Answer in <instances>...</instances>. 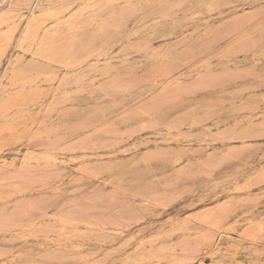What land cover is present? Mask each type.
<instances>
[{"label":"rangeland","instance_id":"rangeland-1","mask_svg":"<svg viewBox=\"0 0 264 264\" xmlns=\"http://www.w3.org/2000/svg\"><path fill=\"white\" fill-rule=\"evenodd\" d=\"M0 264H264V0H0Z\"/></svg>","mask_w":264,"mask_h":264},{"label":"bare ground","instance_id":"bare-ground-1","mask_svg":"<svg viewBox=\"0 0 264 264\" xmlns=\"http://www.w3.org/2000/svg\"><path fill=\"white\" fill-rule=\"evenodd\" d=\"M26 1V0H25ZM194 1V0H193ZM249 1V0H248ZM39 2V1H38ZM71 2V1H70ZM125 2H127V1H125ZM12 3V2H11ZM47 3V2H46ZM49 3V2H48ZM186 3V2H185ZM261 3V2H260ZM9 4H10V2H9ZM126 4V3H125ZM132 4V3H131ZM146 4V3H145ZM263 4V3H262ZM261 5V4H260ZM31 6V5H30ZM62 6V5H61ZM183 6V5H182ZM216 6V5H215ZM45 7V6H44ZM147 7V6H146ZM213 7V6H212ZM259 7V6H258ZM18 8H20V7H18ZM256 8V7H255ZM24 9V8H23ZM261 9V8H260ZM15 10H16V8H15ZM29 10V9H28ZM219 10V9H218ZM21 11V10H20ZM169 11H171V10H169ZM261 11V10H260ZM197 12V11H196ZM244 12V11H243ZM194 13V12H193ZM41 14V13H40ZM174 14V13H173ZM48 16V15H47ZM187 16V15H186ZM234 16V15H233ZM140 17V16H139ZM138 17V18H139ZM218 18V17H217ZM18 20V19H17ZM214 20V19H213ZM133 21V20H132ZM135 21V20H134ZM36 22V21H35ZM169 22V21H168ZM220 22V21H219ZM193 23V22H192ZM214 24V23H213ZM194 26V25H193ZM199 26V25H198ZM101 28H103V27H101ZM148 28V27H147ZM27 29V28H26ZM106 29V28H105ZM28 34V33H27ZM152 34V33H151ZM157 34V33H156ZM146 37V36H145ZM148 37V36H147ZM18 39V38H17ZM21 40V39H20ZM135 40H137V39H135ZM70 41V40H69ZM68 41V42H69ZM16 43H17V41H16ZM72 44H73V42H72ZM261 46V45H260ZM36 47V46H35ZM262 48V47H261ZM91 51V50H90ZM44 54V53H43ZM142 54V53H141ZM56 56V55H55ZM34 57V56H33ZM36 57V56H35ZM38 59V58H37ZM61 59V58H60ZM39 60V59H38ZM41 60V59H40ZM44 61V60H43ZM47 61V60H46ZM50 62V61H49ZM249 63V62H248ZM48 64V63H47ZM52 64V63H51ZM50 65V64H49ZM52 66V65H51ZM11 68H12V66H11ZM31 68V67H30ZM9 69V68H8ZM52 70V69H51ZM4 78V77H3ZM6 80V79H5ZM13 83V82H12ZM28 85H30V84H28ZM9 86V85H8ZM2 88V87H1ZM10 90V89H9ZM114 90V89H113ZM117 90V89H116ZM123 90V89H122ZM80 93V92H79ZM81 94V93H80ZM12 95V94H11ZM74 96L76 95V93L75 94H73ZM73 95H72V97H73ZM78 95V94H77ZM76 95V96H77ZM82 95V94H81ZM35 102V101H34ZM32 106V105H31ZM14 110V109H13ZM12 110V111H13ZM34 110V109H33ZM233 110V109H232ZM230 113H231V111H229ZM18 116V115H17ZM33 119V118H32ZM8 120V119H7ZM218 120V119H217ZM217 123V122H216ZM233 123H235V122H233ZM16 125V124H15ZM213 254V253H212ZM247 262V261H246Z\"/></svg>","mask_w":264,"mask_h":264}]
</instances>
